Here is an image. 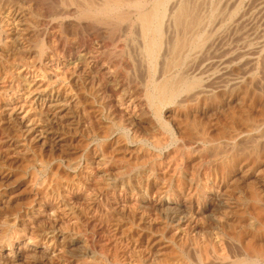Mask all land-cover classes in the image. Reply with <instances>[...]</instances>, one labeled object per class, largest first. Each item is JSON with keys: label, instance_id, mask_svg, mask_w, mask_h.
Segmentation results:
<instances>
[{"label": "bare ground", "instance_id": "bare-ground-1", "mask_svg": "<svg viewBox=\"0 0 264 264\" xmlns=\"http://www.w3.org/2000/svg\"><path fill=\"white\" fill-rule=\"evenodd\" d=\"M246 2L0 0V264H92L72 228L111 195L110 223L156 249L140 264H264V0Z\"/></svg>", "mask_w": 264, "mask_h": 264}, {"label": "rangeland", "instance_id": "rangeland-1", "mask_svg": "<svg viewBox=\"0 0 264 264\" xmlns=\"http://www.w3.org/2000/svg\"><path fill=\"white\" fill-rule=\"evenodd\" d=\"M247 2L246 3H248V1H250L249 2V4H253V3H255L256 1H258V0H246ZM253 1V2H252ZM264 61H263V65H262V68H261V73H260V75H261V77H262V82L260 83V86H259V88H260V90L261 91H263V93H264V77H263V74H264ZM126 83V82H125ZM125 83H121V85H120V90H122V89H124L125 91L126 90H128L127 89V87H128V85H129V83H131V82H129V80L127 81V83L125 84ZM125 85V86H124ZM262 85V86H261ZM1 91V93H2V89H0ZM123 91V90H122ZM125 91L123 92V93H125ZM135 90L134 89H132V92H134ZM1 93H0V95H1ZM2 129H0V149H2L3 150V148L6 146L5 144H6V142H3V141H5V139H4V137H5V135H4V131L2 130ZM2 133V134H1ZM4 135V136H3ZM4 139V140H3ZM3 140V141H2ZM5 149V148H4ZM2 150H0L1 152H0V154L2 153ZM3 152H4V150H3ZM162 161H164L165 159L163 158V159H161ZM112 196L114 197V195H111L110 196V198L109 199H105V198H100L99 199V202L97 203V204H93V205H91V207L88 205L89 203H87V204H85L86 206H84L83 207V205L81 206V208H82V210L83 209H86L85 211H84V214L87 212V210H89V212H88V218L89 219H92V220H90V223H89V219L87 218V223L86 224H83V225H81L82 223L80 222V223H76V224H74L73 225V228H72V231H74V233H76V234H78V235H82V237L84 238V239H87L86 241L87 242H89L90 243V247L92 248V250L93 251H95L96 253L98 252V254H99V252H100V256H98L97 255V258H96V261H92V264H106L107 263V261H108V263L107 264H113L114 262H117L116 264H128V262H129V264H140L142 261H144V258L145 259H151L152 257L154 258L155 256H156V249L155 248H153L152 247V245L151 244H149V242L148 241H146L147 240V237L146 236H143V238H141V239H139V240H137L136 239V237H133V236H131V235H127V236H125L124 235V233H123V231L121 232V230H117V229H115V227L110 223L111 221H110V219L112 218V213L114 212V210H112L113 209V207L112 206H110V205H113L112 203H113V200H112ZM121 197V198H120ZM119 198V199H118ZM124 198V199H123ZM125 195L123 194V193H119V194H117V200L118 201H123L124 202V200H125ZM109 200V201H108ZM117 201V202H118ZM109 205H108V204ZM119 203V202H118ZM132 203V202H131ZM131 203L130 202H124V204L123 205H120L121 206V208L120 209H122L123 208V212H125V216H126V213L127 214H131L130 216H132L133 215V213H134V210H132V209H134L135 207H134V205L132 206L131 205ZM130 204V205H129ZM88 205V206H87ZM97 205V206H96ZM102 205V206H101ZM129 206V207H128ZM132 206V207H131ZM108 207V208H107ZM112 207V208H111ZM132 209H131V208ZM134 207V208H133ZM89 208V209H88ZM94 208V209H93ZM96 208V209H95ZM125 208V209H124ZM127 208H129L130 210H129V213H128V209ZM98 209V210H97ZM93 212H92V211ZM96 210V211H95ZM107 210V211H106ZM125 210V211H124ZM111 211V212H110ZM113 211V212H112ZM132 211V212H131ZM96 212V214H94ZM131 212V213H130ZM90 213V214H89ZM93 214V215H92ZM86 215V214H85ZM92 218H91V217ZM93 216H95V218L93 217ZM111 218H110V217ZM87 217V216H86ZM100 218V219H99ZM109 220H108V219ZM99 219V220H98ZM93 220H95L96 221V223H95V221H93ZM105 220H106V223H105ZM109 221V223H107ZM40 222H42V223H37L39 226H42L43 224H44V222L43 221H40ZM102 222V223H101ZM92 223V224H91ZM93 223H94V225H93ZM77 224H79L80 225V227H82V228H80V227H77V226H79V225H77ZM90 224V225H89ZM96 224V225H95ZM99 224H100V226H99ZM107 224H109V226L107 225ZM111 224V225H110ZM87 225H88V227H87ZM107 225V226H106ZM93 226V227H92ZM111 226V227H110ZM84 227H87L86 228V230H83V229H85ZM91 227V228H90ZM108 227V228H107ZM114 227V228H113ZM75 228V229H74ZM88 228H90V229H88ZM78 229L80 230L79 232H78ZM110 229V230H109ZM115 230V231H114ZM77 231V232H76ZM119 231V233H117ZM83 233V234H82ZM114 234H116V235H114ZM118 234V235H117ZM121 234H123V236L121 235ZM122 236V237H120V236ZM131 237V238H130ZM133 237V238H132ZM146 237V238H145ZM127 238H128V240H127ZM178 238H182V237H178ZM120 239V240H119ZM103 240H106L107 242H109V244L105 241H103ZM143 240V241H142ZM91 241V242H90ZM114 242H115V244H114ZM136 242V243H135ZM140 242V243H139ZM144 242V243H143ZM88 243V244H89ZM142 243V244H141ZM148 243V244H147ZM102 244V245H101ZM104 244V245H103ZM111 244V245H110ZM117 244V245H116ZM119 244V245H118ZM122 244V245H121ZM100 245V246H99ZM137 245V246H136ZM110 246H113V247H111V249H110ZM146 248H145V247ZM150 246V247H149ZM101 247H102V249H103V247H104V251L102 250V252L101 251H99V250H101ZM96 250H95V249ZM100 248V249H99ZM118 248V249H117ZM120 248V249H119ZM128 248V249H127ZM141 248V249H140ZM144 248V249H143ZM147 251H146V250ZM116 250H117V252H116ZM152 250V251H151ZM105 251H106V253H105ZM109 251V252H108ZM143 251V252H142ZM111 252V253H110ZM131 252V253H130ZM153 252V253H152ZM102 253H103V255H102ZM114 253V254H113ZM143 253V255H141ZM118 256H117V255ZM141 256H140V255ZM149 254V255H148ZM152 254V255H151ZM155 256H154V255ZM102 255V256H101ZM125 255V256H124ZM151 255V256H150ZM129 256V257H128ZM145 256V257H144ZM147 256V257H146ZM149 256V257H148ZM99 257V258H98ZM102 257H103V259H102ZM111 257H114L116 260L114 261ZM144 257V258H143ZM59 258V259H58ZM65 258V259H64ZM127 260H126V259ZM142 260V261H140V259ZM143 258V259H142ZM152 258V259H153ZM109 259V260H108ZM112 259V261H110ZM124 259V260H123ZM130 259V260H129ZM56 260H58V261H56ZM99 260V261H98ZM140 262H139V261ZM65 261V262H64ZM110 261V262H109ZM131 261V262H130ZM57 262V263H56ZM104 262V263H103ZM120 262V263H119ZM124 262V263H123ZM77 264V263H74V262H70L67 258H66V256H64V253H62V252H60V253H58L57 255H56V257H55V264ZM115 264V263H114Z\"/></svg>", "mask_w": 264, "mask_h": 264}]
</instances>
